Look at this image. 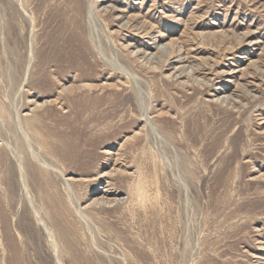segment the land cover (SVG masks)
<instances>
[{
    "label": "rangeland",
    "instance_id": "obj_1",
    "mask_svg": "<svg viewBox=\"0 0 264 264\" xmlns=\"http://www.w3.org/2000/svg\"><path fill=\"white\" fill-rule=\"evenodd\" d=\"M0 264H264V0H0Z\"/></svg>",
    "mask_w": 264,
    "mask_h": 264
},
{
    "label": "bare ground",
    "instance_id": "obj_2",
    "mask_svg": "<svg viewBox=\"0 0 264 264\" xmlns=\"http://www.w3.org/2000/svg\"><path fill=\"white\" fill-rule=\"evenodd\" d=\"M130 28H133L134 32H137V33H138V35H136V36H141L143 33H145V31H141V29H135L136 27H132V25L130 26ZM133 30H132V31H133ZM132 34H133V33H132ZM145 35H147V34H145ZM51 38H52V39H55V40L59 38V37H58V30L55 29V30L53 31ZM150 39H151L152 41H154L153 38H150ZM21 41H22V40H21ZM18 44H19V43H18ZM22 44H23V43H22ZM154 44H156V41H154ZM22 46H23V45H22ZM15 47H16V46H15ZM47 47H48V48H51V49H52V48L55 49V45H47ZM166 47H167V46H163V45L158 46V45H157V46H156V49L158 50L157 53H158V54L168 53V52L166 51ZM13 48H14V47H13ZM24 48H25V44H24ZM164 48H165V50H164ZM87 51H88V49H87ZM164 51H165V52H164ZM176 53H177V52H174V55H175ZM141 54H142V52H141ZM163 54H162V55H163ZM172 54H173V53H172ZM170 55H171V54H170ZM12 57H13V56H12ZM13 58H14V57H13ZM146 58L148 59V61H147L148 63H147V64H149V62L151 61L152 58L150 57V55H148ZM154 58H156V57L153 56V59H154ZM175 58H178V55H177V57H175ZM14 60H15V59H14ZM155 60H156V59H155ZM151 62H152V61H151ZM151 62H150V63H151ZM180 62H181L180 59H179L178 61H176V63H178V64H179ZM152 63H153V62H152ZM171 64H172V61H171V60H167V61L165 60L164 67H168V66H170ZM25 68H26V67H25ZM178 70H180V69H178ZM197 73H198V69H197ZM208 83H210V82H208ZM193 85H195V84H193ZM204 85H205V84H204ZM199 88H200V87H198V88L195 87V88L193 89L194 92H197V93H198V92H199ZM197 89H198V90H197ZM43 227H44V229L46 230V232H48L50 238L52 239L53 237H52V234H51V232H50V230H49V227H48L45 223L43 224Z\"/></svg>",
    "mask_w": 264,
    "mask_h": 264
}]
</instances>
